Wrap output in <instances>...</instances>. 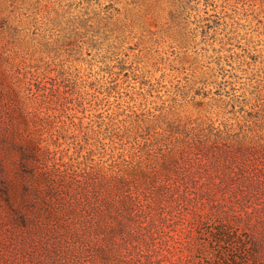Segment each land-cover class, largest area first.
Listing matches in <instances>:
<instances>
[{
  "label": "rangeland",
  "instance_id": "374dc122",
  "mask_svg": "<svg viewBox=\"0 0 264 264\" xmlns=\"http://www.w3.org/2000/svg\"><path fill=\"white\" fill-rule=\"evenodd\" d=\"M0 264H264V0H0Z\"/></svg>",
  "mask_w": 264,
  "mask_h": 264
}]
</instances>
